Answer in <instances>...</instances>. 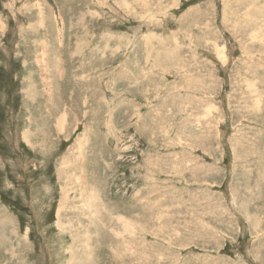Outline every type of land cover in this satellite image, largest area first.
I'll return each mask as SVG.
<instances>
[{"label": "rangeland", "instance_id": "374dc122", "mask_svg": "<svg viewBox=\"0 0 264 264\" xmlns=\"http://www.w3.org/2000/svg\"><path fill=\"white\" fill-rule=\"evenodd\" d=\"M0 264H264V0H0Z\"/></svg>", "mask_w": 264, "mask_h": 264}, {"label": "bare ground", "instance_id": "6f19581e", "mask_svg": "<svg viewBox=\"0 0 264 264\" xmlns=\"http://www.w3.org/2000/svg\"><path fill=\"white\" fill-rule=\"evenodd\" d=\"M14 2H15V1H14ZM39 2H40V1H39ZM17 6H18V5H17ZM16 8H17V7H16ZM16 8H15V9H16ZM43 26H44V25H43ZM31 32H32V31H31ZM26 37H28V36H26ZM28 62H29V61H28ZM63 72H64V71H63ZM48 93H49V92H48ZM50 93H51V92H50ZM66 142H67V141H66ZM21 146H22V145H21ZM86 241H87V239H86ZM88 243H89V242H88ZM85 256H86V255H85ZM86 257H87V256H86ZM86 257H85V258H86ZM85 258H83V259H85Z\"/></svg>", "mask_w": 264, "mask_h": 264}, {"label": "trees", "instance_id": "16d2710c", "mask_svg": "<svg viewBox=\"0 0 264 264\" xmlns=\"http://www.w3.org/2000/svg\"><path fill=\"white\" fill-rule=\"evenodd\" d=\"M225 251H228V247L225 249Z\"/></svg>", "mask_w": 264, "mask_h": 264}]
</instances>
